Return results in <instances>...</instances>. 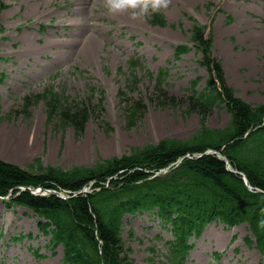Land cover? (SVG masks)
Listing matches in <instances>:
<instances>
[{"label": "rangeland", "instance_id": "374dc122", "mask_svg": "<svg viewBox=\"0 0 264 264\" xmlns=\"http://www.w3.org/2000/svg\"><path fill=\"white\" fill-rule=\"evenodd\" d=\"M75 1L0 0V74L4 76L0 80V160L33 174L38 169L30 164L36 159L43 166L62 169L91 166L99 157L119 156L131 147L192 135L200 128V118L188 107L189 81L207 73L197 62L201 52L189 40L194 23L211 27V52L237 98L264 103V0H170L161 11L165 26L151 24V14L132 21L127 15L110 16L98 4L94 10L82 9ZM224 12L231 14V23H226ZM26 21L31 27L45 23L47 28L36 32ZM72 23L74 30L69 27ZM186 43L190 50L167 63L173 47ZM134 53L141 66L129 67L127 60ZM164 65L168 72L161 87L174 101L158 91L156 78ZM87 85L94 89L88 86L89 92ZM204 85L202 78L196 88ZM49 86L66 95V102L88 100L82 129L77 131L60 112L51 110L47 117L48 94H40L43 100L24 108L27 93ZM229 119L221 103L212 108L205 124L221 128ZM92 185L89 181L74 192H92ZM39 187L24 185L19 191L36 195ZM42 188L64 195L61 191H69ZM12 193L10 189L8 195ZM39 219L23 206L6 207L0 198V264H63L61 249L52 254L49 236L37 229ZM122 230L124 245L130 249L129 264H147L151 249L155 260H164V245L171 235L156 216L125 214ZM20 233H31L30 238L9 239ZM249 234L246 223L228 229L212 222L184 264H264L255 244L245 243ZM36 250L44 257H38ZM213 251L221 253L218 260Z\"/></svg>", "mask_w": 264, "mask_h": 264}, {"label": "trees", "instance_id": "16d2710c", "mask_svg": "<svg viewBox=\"0 0 264 264\" xmlns=\"http://www.w3.org/2000/svg\"><path fill=\"white\" fill-rule=\"evenodd\" d=\"M151 22L166 25L158 12L152 14ZM189 31L190 41L201 52L198 62L208 73L200 90L196 86L201 77L190 80L188 107L200 118V128L192 135L131 147L120 156L99 157L91 166L62 169L43 166L36 159L30 164L38 169L33 174L0 160V196L8 195L13 189L10 198L4 201L5 206H23L40 217L38 230L50 236L52 248L61 246L64 264H129L130 249L125 247L121 235L122 217L144 211L171 225L173 239L168 242L166 261L161 264H182L191 248L189 238L198 236L212 220L228 227L246 222L256 247L264 255V103L250 104L238 99L234 88L225 80L220 61L211 55V35L206 38L203 26L197 23ZM189 50L188 45L178 44L174 56L178 58ZM161 82L158 91L174 101ZM26 97L24 108L42 98L39 94ZM69 102L68 105L64 97L50 98L46 109L49 113L60 112L66 122L80 130L87 118V106L80 104L81 101ZM221 103L230 114L228 124L221 128L208 127L205 124L208 115ZM208 148L221 151L232 168L245 174L252 189L241 174L228 170L225 161L215 154L183 159L162 175L151 177L152 173L146 171L158 170L179 156ZM109 177H112L109 185L105 186ZM89 181H93L92 192L71 195ZM24 185L71 192L67 199L55 194L33 195L27 190L16 194L18 187ZM252 241L246 237L247 244ZM154 262L150 258L148 264Z\"/></svg>", "mask_w": 264, "mask_h": 264}, {"label": "clouds", "instance_id": "9594fccd", "mask_svg": "<svg viewBox=\"0 0 264 264\" xmlns=\"http://www.w3.org/2000/svg\"><path fill=\"white\" fill-rule=\"evenodd\" d=\"M170 0H99L97 7L110 16L127 15L132 21L145 20L149 14L164 11Z\"/></svg>", "mask_w": 264, "mask_h": 264}, {"label": "bare ground", "instance_id": "6f19581e", "mask_svg": "<svg viewBox=\"0 0 264 264\" xmlns=\"http://www.w3.org/2000/svg\"><path fill=\"white\" fill-rule=\"evenodd\" d=\"M225 70H226V68H225ZM226 73H227V71H226ZM206 231H207V229H206Z\"/></svg>", "mask_w": 264, "mask_h": 264}]
</instances>
